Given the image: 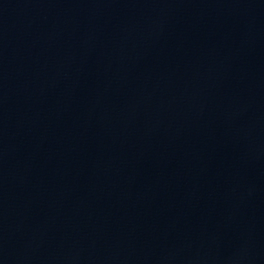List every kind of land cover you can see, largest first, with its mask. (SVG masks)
Listing matches in <instances>:
<instances>
[{
	"label": "water",
	"instance_id": "1",
	"mask_svg": "<svg viewBox=\"0 0 264 264\" xmlns=\"http://www.w3.org/2000/svg\"><path fill=\"white\" fill-rule=\"evenodd\" d=\"M0 264H264V0H0Z\"/></svg>",
	"mask_w": 264,
	"mask_h": 264
}]
</instances>
